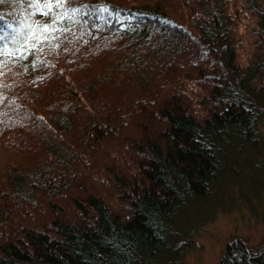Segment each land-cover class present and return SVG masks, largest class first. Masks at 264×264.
Returning <instances> with one entry per match:
<instances>
[{"label":"trees","instance_id":"16d2710c","mask_svg":"<svg viewBox=\"0 0 264 264\" xmlns=\"http://www.w3.org/2000/svg\"><path fill=\"white\" fill-rule=\"evenodd\" d=\"M0 17V264H182L196 205L264 156V0ZM221 264L264 246L235 239Z\"/></svg>","mask_w":264,"mask_h":264},{"label":"rangeland","instance_id":"374dc122","mask_svg":"<svg viewBox=\"0 0 264 264\" xmlns=\"http://www.w3.org/2000/svg\"><path fill=\"white\" fill-rule=\"evenodd\" d=\"M259 129L264 136V123ZM242 157L246 166L237 167L236 177L216 197L196 205L195 221L187 223L196 232L182 264H221L227 244L239 238L250 250L264 246V156L256 162Z\"/></svg>","mask_w":264,"mask_h":264},{"label":"snow or ice","instance_id":"6c2138e0","mask_svg":"<svg viewBox=\"0 0 264 264\" xmlns=\"http://www.w3.org/2000/svg\"><path fill=\"white\" fill-rule=\"evenodd\" d=\"M0 2H2V0H0ZM46 7H47V5H46ZM0 19H2V17H0Z\"/></svg>","mask_w":264,"mask_h":264}]
</instances>
